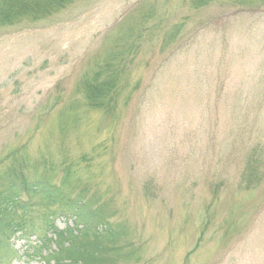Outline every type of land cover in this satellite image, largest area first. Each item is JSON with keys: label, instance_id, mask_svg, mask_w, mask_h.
Returning a JSON list of instances; mask_svg holds the SVG:
<instances>
[{"label": "rangeland", "instance_id": "rangeland-1", "mask_svg": "<svg viewBox=\"0 0 264 264\" xmlns=\"http://www.w3.org/2000/svg\"><path fill=\"white\" fill-rule=\"evenodd\" d=\"M203 1L74 0L0 26V194L45 179L91 200L115 237L68 239L90 264H264V0ZM108 65L116 85L91 106L81 83ZM20 199L0 220L76 230ZM25 228L0 264H57L53 232Z\"/></svg>", "mask_w": 264, "mask_h": 264}, {"label": "trees", "instance_id": "trees-1", "mask_svg": "<svg viewBox=\"0 0 264 264\" xmlns=\"http://www.w3.org/2000/svg\"><path fill=\"white\" fill-rule=\"evenodd\" d=\"M74 0H0V26L10 25L15 26L24 21H40L52 16L53 14L64 9L66 6L73 3ZM203 0H197L196 5L198 7L204 6ZM111 65V63H108ZM107 66L106 78L100 81V73H95L90 78L85 79L81 86L85 92V97L91 106L101 107L105 101V96L115 87L117 71L110 70L111 66ZM22 192L30 193L34 196H41L43 199L53 205L57 203L64 215L71 218L75 225L76 230L70 228L67 231H58L53 221H48L47 224L40 222H32L30 224L24 223V220L19 218L14 225L0 220V252L3 251L5 244L8 240L3 236L9 234V232L18 233L21 232L22 236L26 235L23 232L25 227H29V233L31 235H42L44 232H53V237L44 236L41 241V245L53 241L57 243V251L52 252V257L56 256V263L59 264L60 255L63 252L73 251L77 254L78 264H90L88 261L95 259V252L90 248L92 245L83 244L79 247H75L71 241H74L80 234L87 238L91 232L96 237L100 232L106 233L111 237H115L112 233L111 227L108 224L109 219L103 214L102 209H96L92 205L91 200H87L83 196H71L73 193L64 191L62 186L53 184L45 179H40L38 182H26L24 180L12 181L8 188V191L0 194V212H8L11 216H15L17 212L26 214L27 208L20 205V194ZM51 202V203H50ZM48 215L45 219L49 218ZM53 216V215H52ZM40 221V220H38ZM80 227V228H77ZM8 238V236H7ZM71 238V241L68 239ZM48 241V242H46ZM74 253H71L73 255ZM79 254V255H78ZM0 257V261H1ZM72 260V259H70Z\"/></svg>", "mask_w": 264, "mask_h": 264}]
</instances>
